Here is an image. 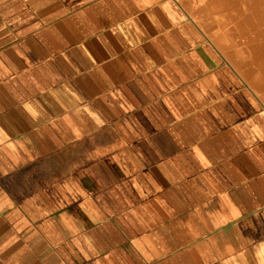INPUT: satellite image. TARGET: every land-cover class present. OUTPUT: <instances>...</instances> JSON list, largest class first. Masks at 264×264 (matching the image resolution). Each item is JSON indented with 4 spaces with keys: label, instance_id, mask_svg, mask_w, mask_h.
<instances>
[{
    "label": "crops",
    "instance_id": "crops-1",
    "mask_svg": "<svg viewBox=\"0 0 264 264\" xmlns=\"http://www.w3.org/2000/svg\"><path fill=\"white\" fill-rule=\"evenodd\" d=\"M240 36L215 0H0V264H264Z\"/></svg>",
    "mask_w": 264,
    "mask_h": 264
},
{
    "label": "rangeland",
    "instance_id": "rangeland-1",
    "mask_svg": "<svg viewBox=\"0 0 264 264\" xmlns=\"http://www.w3.org/2000/svg\"><path fill=\"white\" fill-rule=\"evenodd\" d=\"M215 1H218L220 7L224 9L225 21L229 24H235L241 35L240 37H242L241 39L250 47V59L254 68L257 69L255 81L253 82L257 85L260 91H264V23L255 22L254 26L246 24L247 29L245 30L232 20V18L243 15V17L253 19L254 22L258 12L264 19V5H261L259 0H253L252 3L246 6L243 10L242 0H238L236 3L230 2L229 0ZM242 24L243 23H240V25Z\"/></svg>",
    "mask_w": 264,
    "mask_h": 264
},
{
    "label": "bare ground",
    "instance_id": "bare-ground-1",
    "mask_svg": "<svg viewBox=\"0 0 264 264\" xmlns=\"http://www.w3.org/2000/svg\"><path fill=\"white\" fill-rule=\"evenodd\" d=\"M252 1L253 0H242V8H243V10L245 9L246 6H248L249 4H251ZM259 3L261 5H264V1L263 0H259ZM243 19H244V22L243 23H246L247 25H250V26H254L255 25V22L256 23H259V22L264 23V19L261 17V15H260L259 12H258V15L256 16V20L254 22H253V19H249L248 17H243Z\"/></svg>",
    "mask_w": 264,
    "mask_h": 264
}]
</instances>
